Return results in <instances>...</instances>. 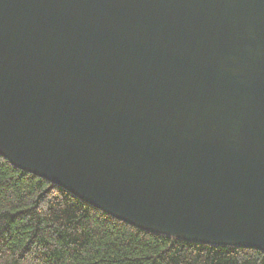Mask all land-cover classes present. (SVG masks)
I'll use <instances>...</instances> for the list:
<instances>
[{"label":"water","instance_id":"95a60500","mask_svg":"<svg viewBox=\"0 0 264 264\" xmlns=\"http://www.w3.org/2000/svg\"><path fill=\"white\" fill-rule=\"evenodd\" d=\"M0 155L136 228L264 252V0H0Z\"/></svg>","mask_w":264,"mask_h":264},{"label":"trees","instance_id":"16d2710c","mask_svg":"<svg viewBox=\"0 0 264 264\" xmlns=\"http://www.w3.org/2000/svg\"><path fill=\"white\" fill-rule=\"evenodd\" d=\"M0 264H264V252L136 228L0 155Z\"/></svg>","mask_w":264,"mask_h":264}]
</instances>
